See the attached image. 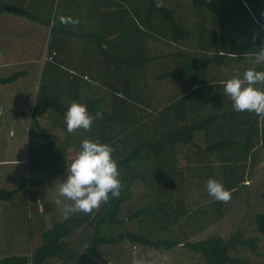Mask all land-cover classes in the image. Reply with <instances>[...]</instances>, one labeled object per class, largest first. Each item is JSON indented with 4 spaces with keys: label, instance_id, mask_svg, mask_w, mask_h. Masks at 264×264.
<instances>
[{
    "label": "trees",
    "instance_id": "obj_1",
    "mask_svg": "<svg viewBox=\"0 0 264 264\" xmlns=\"http://www.w3.org/2000/svg\"><path fill=\"white\" fill-rule=\"evenodd\" d=\"M38 1L0 3V14L26 17L50 29L46 49L54 55L51 61L44 62L46 65L41 72L46 79L39 81L48 88L38 90L29 114L30 131L37 130L39 141L48 149L46 165L53 168L52 177L62 174L68 163L73 162L85 139L109 145L114 149L112 155L120 172L122 191L118 199L110 198L92 214L54 219L41 233L37 246L30 245L29 252L23 255L4 256L0 264H49L53 259L61 264H95L96 261L109 264L101 247L122 242L162 253L182 245L201 256L204 264H250L240 250L253 251L259 236L264 237V210L253 216L254 229L259 236L245 238L243 230L237 228L227 238L209 234L198 240H187L184 235L186 238L181 243L172 236H156V233L176 226L182 217L188 219V224L193 222V233L221 224L237 189L247 188L244 183L251 177L262 145L264 119L255 113L235 111L228 96L218 109L220 102L211 103L213 99L206 94L216 84L222 83L225 87L227 80L222 78L243 79L249 68L237 63L247 55L257 57L258 51L264 48V0H189L194 12L190 20L186 18L188 15L184 16L185 22L179 14L181 9H177L179 3L168 6L164 0L161 3L157 0H88L98 8L104 5L114 20L122 21L118 26L115 23L106 35L97 18L98 30L92 27L81 33L80 29H71L60 21L52 22L49 17L37 15L32 9ZM83 2L86 5L77 11L88 18L91 4ZM111 4L115 7L108 8ZM70 8L71 5L69 11ZM71 11L74 12L73 8ZM119 11L126 13L127 22ZM81 25L88 27L85 22ZM193 35L197 37V49L189 51L180 47L192 41ZM151 39L167 51L158 52L150 44ZM174 46L182 50L168 51ZM260 63L262 67H254L252 61L249 66L254 67L252 70L264 71V61ZM24 73L15 71L0 76V84L16 81ZM148 76L155 81L170 79L174 86L173 99L159 114L145 90ZM260 85L264 90V84ZM101 88L105 94L101 93ZM73 102L86 105L93 116L98 111L103 114L102 119L94 120L90 132L83 129L73 134L67 132L65 115ZM139 108L147 111L143 123L129 114L130 110ZM53 116L56 129L51 125L48 129L42 128L39 119ZM68 134L73 144L67 141ZM199 134H203L204 144L196 141ZM34 162L40 160L34 156ZM189 177L201 180L199 188L203 196L210 199L191 215L183 201L184 184ZM43 178L29 175L15 189H0V201H8L21 191L29 193V189L44 181ZM138 178L148 187L157 188L156 206H143L121 219L118 216L121 204L132 200L129 187ZM210 179L221 182L231 191L229 203L217 202L209 195L206 184ZM261 198L264 202V191ZM197 213L202 219L197 218ZM136 218L139 223H145L142 229L121 230L123 223ZM188 224L183 221L181 227ZM33 230L34 226L30 233ZM76 231L81 240L71 245L68 238Z\"/></svg>",
    "mask_w": 264,
    "mask_h": 264
},
{
    "label": "rangeland",
    "instance_id": "obj_2",
    "mask_svg": "<svg viewBox=\"0 0 264 264\" xmlns=\"http://www.w3.org/2000/svg\"><path fill=\"white\" fill-rule=\"evenodd\" d=\"M1 1L2 0H0V3L13 2V1L1 2ZM84 1H86V3L91 4L88 6V8H90L91 10V11L88 10V18H86L85 14L78 13L77 11V10H81L86 5L83 2V0H39L37 6L33 8L32 11L35 12L37 15H40V16L43 15V16L49 17L52 22L60 21L59 20L60 16L72 17L73 19H78L80 23L76 25L75 28H73L72 25H67V26H69L71 29H76V30L80 29L81 33L91 30L92 27H93V30H98L96 27H99V26H95L96 16L94 18L92 16L96 15L94 11H100L102 9H106V7L104 8V5H100L98 8L97 5H94V6L92 5V3L94 2H90L88 0H84ZM164 1H165L164 3H166L168 6L179 3L180 7L177 9L178 11L181 9L179 13L181 16V20H183V22L186 21L185 20L186 18L190 20L191 12H194V11L190 5L189 0H164ZM157 2L161 3L163 2V0H157ZM69 5H71L70 9L72 10L73 8L74 12L71 10L69 11ZM113 7H115L114 4H111L110 6H108V8H113ZM126 8L128 9L127 6ZM84 11L87 12V8H85ZM185 11L187 12V14H185ZM90 14H92V16ZM184 16H186V18H184ZM15 17L19 19L18 16H15ZM21 18H24V17H21ZM83 22L87 23L88 27L82 26L81 24H83ZM48 31H50L49 27L47 28V34H46L47 41H48V37L50 33ZM11 33H13L14 35L16 34V38H19L22 34V33L19 34V32L17 31L15 33L14 31H11ZM35 36L37 37L35 38V41L28 40L26 42L25 39L23 41H24L25 46L27 48L31 47V50H33V52L36 54V49L39 45V42H41L40 40L41 33L39 34L36 33ZM21 37L23 38L25 36L22 35ZM196 42H197V37L196 35H193L192 41H190L189 43L186 42L183 44V46H180V47H182L183 49L189 48V51L190 49L195 50L197 49V47L195 46ZM30 43L33 46H31ZM150 44L155 46L158 52L161 50L164 52L167 51L165 47H163L160 43L156 42L153 39H151ZM46 48L47 46L45 47V44H44L43 50H42V56L40 60L41 63L39 64V61L38 63L36 62L34 63L33 61L32 67L36 68L35 71L27 69V71H29V74L25 78L20 80L18 83H15L14 85H8V84L1 85L0 84V98L3 101V104L1 106L3 107V105H6L5 106L6 108L4 109H14V105L18 104L17 102H14L16 100V97H14L15 94L16 95L20 94V97L24 100V97L26 98V96H29L27 95L28 88L31 90V93H30L31 96L34 95V93H36L37 90L34 88H31V83H33V79L35 78L36 74H37L36 82L38 81L39 83V81L46 79L45 77L46 75L41 72L46 65L44 62L42 63V57L44 56V52ZM75 49H77L76 46H75ZM171 49L172 50L169 49L168 51L175 52L178 50H182L179 48V46L177 47L174 46V48H171ZM77 53H79V51H76V54ZM256 59L257 57H253V55H247L246 57H242L241 61H239L237 64L240 67L247 65L246 67L249 69H252L255 66L262 67V63H256ZM251 61L254 67L249 66ZM16 70L18 69L16 68ZM11 71H13V69ZM0 73H5V70H3V68H0ZM224 74H226V70H224ZM257 87L258 89L263 90V85L257 84ZM38 89H39V86H38ZM145 90H147L148 95L151 96L153 105L158 108V111L156 112V114H159V111L161 110V108L167 105L171 101V99H173V95L175 92L174 86L172 82L170 81V79L168 80L160 79V80L155 81L154 79H151V77L149 76L147 80V87ZM101 93L105 94V90L102 88H101ZM23 102L26 103L27 101H23ZM32 103H33V100L31 98L30 104ZM105 107L107 108V106ZM29 108L31 110L30 106ZM144 113H147V111L144 112L140 108L138 109V111L132 109V111L130 110L129 112L131 116H133L135 119H139L140 120L139 122H142V123L143 121H145ZM2 115L3 116L2 118H0V120L3 121L4 124L2 125L3 127H0V137L6 136L5 132L7 130L13 129L14 125L16 124L14 123L15 121L13 120L12 113L8 114L6 112L5 114H2ZM148 117L150 116L147 114L146 119H148ZM59 118L63 119L60 116ZM53 119H54V116L51 119L50 118L45 119L42 123L43 128L48 129L50 128V125H51L52 129L55 130L56 124ZM142 123H138V124H142ZM23 124L24 126H26L25 125L26 123H23ZM4 125H5V131L3 130ZM122 136L123 134L121 135V137ZM202 136L203 134H199L196 137L197 139L195 138L198 143L202 141L201 140ZM66 137H67V141L70 144H73V140H71L70 135L68 134L66 135ZM28 139H31L32 143L37 142L36 139L34 140L32 131L30 132ZM260 139H261L262 145L260 147V152L256 157L255 165L252 167L251 177L249 179L245 177L246 179H248V181L244 183L246 184L245 186L247 188L237 189V194L233 198V201L229 204L230 207L227 210V214L225 215L224 219L222 220L223 222L221 224L217 223L213 225L212 227H210L209 229H206V230L203 229V231L198 230L195 233H193V229H192L193 222H189L188 224V219H186V217H182L180 221L181 220L185 221V223L188 224L186 225V227H181L183 226V221L181 222L179 221V223L176 226H171L169 230H166L165 232H162L159 234L156 233V236L158 235L159 236L162 235V237L172 236L173 239H177L179 242L182 243L185 240L183 238H186L184 237V235L187 236L186 238L187 240H198L201 238V236H205L209 234H219V235H222L224 238H227L231 233L235 232L237 228H240L243 230V234L245 238L249 236L258 235L254 229L253 216H254V213L264 210V202L261 198V193L264 191V136L260 137ZM32 145L33 146H30L31 148L30 155L28 153V155L30 156L29 168L27 167V171H23V175H24L23 177L26 180V178L29 175L32 177L44 176L43 178L44 181L39 186V189H41L42 194L47 197L48 202H50V200H54V199H51V197L55 198L56 200L57 195H58L57 192L55 191L56 182L57 181L63 182L64 180H66L67 175L59 174L58 176L52 177L51 174H52L53 168L46 165L48 149L43 146L41 141H39V144L37 146L35 145L36 147L34 146V144ZM3 146H6V144L3 143ZM0 153H1V149H0ZM34 156H36L37 161L40 160V162H34ZM144 175L146 178H148V175L146 173ZM21 177L15 176L14 179H20ZM8 180L12 181L10 178ZM201 183H202L201 180L193 179L191 177L187 178L185 181L184 189H183V201L188 211V214L190 213L192 214V212L195 210H200L201 208H203L202 204H204L206 200L207 201L210 200V199L209 200L207 199V196L206 198L205 196H203V190L199 188L201 187L200 186ZM129 190L132 193L131 195L133 197H132V200L128 199L121 204V208H120L119 215H118L121 219L124 218L126 215L130 214L131 212L137 209L143 208V206L146 207L147 205H150L152 208L156 206V200L158 199V196H159L157 188L148 187L143 182L142 179L138 178L137 180H135L132 183V185L129 187ZM24 202H25V199H24ZM64 202L67 204L69 202L71 204V201H64ZM5 203H6V207H8L9 210L11 211L9 222H7V226H6L8 231H5V233H7V236L10 238V240L14 238V241H11V242L14 243V248H15L16 253H20V252L21 254L28 253L29 248H28L27 233L30 229L32 230L33 222H34V218L30 216V211L28 212L27 205L29 203L25 204L26 203L25 202L24 203L25 205L23 206L22 205L23 201L20 199V197H17L16 199H11L10 201H7ZM2 206L4 205L0 203V216H1V212H3ZM23 208H25V211L23 210ZM45 208L53 209V206L52 205L50 206V203H48V205ZM196 216L197 218L199 217L198 219H202L201 214L197 213ZM45 217H47V220H46V224L43 227L49 226L51 219H53L50 215H46ZM55 217L56 216H54V219ZM60 217L62 216H59L58 219ZM142 218H145V216ZM137 220L138 219L136 218V219H133L132 221H127L123 223L120 226L121 230L123 229V230L134 231L140 228L142 229L145 226V223H142V222L139 223ZM143 220H146V218ZM1 223L2 222L0 220V224ZM197 225L199 226L198 223ZM1 231H2V228L0 229V255H1V252L4 250L5 246H8V248L10 247L9 246L10 243L8 242V239L7 240L3 239V236H5L4 235L5 233L3 234V232ZM79 240H81L79 231L74 232L68 238V241L70 242L71 245L74 243V241H79ZM34 241H35V236L33 238L32 245L35 243ZM134 246L135 245L129 244L128 242H122L117 245H105V246H102L101 249L104 254V259L108 261L109 264H133V259H135L137 262L142 259L144 261V264H204V261L201 256L189 251L188 249L184 248L182 245H179L173 249H170L166 251L165 253L156 251L153 248H144L140 246L134 247ZM80 251H83V248L80 247ZM240 254L247 257L250 261V264H264V237L259 236L253 251L249 249H242L240 250ZM49 264H61V263L58 259H53L50 261ZM95 264H102V263L96 261Z\"/></svg>",
    "mask_w": 264,
    "mask_h": 264
},
{
    "label": "crops",
    "instance_id": "obj_3",
    "mask_svg": "<svg viewBox=\"0 0 264 264\" xmlns=\"http://www.w3.org/2000/svg\"><path fill=\"white\" fill-rule=\"evenodd\" d=\"M8 1H14V0H2L1 2H8ZM26 1L28 2V0ZM110 12L111 11L108 9L107 10L102 9L97 12L98 13L97 15H94V17L96 16L98 20L97 21L98 25H102V27L104 28L103 29L104 31L102 30L104 35L110 32L111 27H113L115 23H116V26L122 23L121 20H118V21L114 20ZM118 14H121V11H119ZM125 14L126 13L122 12L121 15L124 17L125 21L127 22V19L125 18ZM15 16L17 15H13L11 13L0 14V39H1L0 41V68H3V70H5V73H0V76L4 77L15 71H24L25 73L23 76L19 77L16 81L7 83L8 85H14L15 83H18L20 80L25 78L29 74V71H27V69H30L33 71L36 70L35 67H32L33 61L34 63L35 62L38 63V61H39V64L41 63L40 60L42 56L43 46L45 44V47H46L47 46L46 44L48 42L46 40V34H47L48 27L39 24L37 21L29 20L26 17H24L26 18L24 19V18H21V16H18L19 17L18 19ZM11 31H14V33L17 31L19 32V34L22 33L21 36L23 35L25 37L22 38L20 36L19 38H16V34L14 35L13 33H11ZM36 33L37 34L41 33V36H40L41 42H39V45L36 49V54H35L33 50H31V47L27 48L25 46L23 40L25 39L26 42L28 40L35 41V38H37L35 36ZM30 45L33 46L31 43ZM89 57L87 56V58ZM16 68L18 70H16ZM12 69L13 71H11ZM229 79L231 78H228V77L226 79L222 78V80H229ZM36 80H37V74L35 78L33 79V83H31V88H34L37 90L36 93H34V95L32 96L30 95L31 90L29 88L27 89V95L29 96H26V98L24 97V100L20 97V94L14 95V97H16V100L14 102L18 103L14 105V109H4L6 108L5 107L6 105H3V107L1 106L3 104V101L0 98V118H2L3 116L2 114H5L6 112L8 114L12 113L13 120L15 121L14 123H16L13 129L7 130L5 132L6 136L0 137V140H1L0 141V149H1L0 189H3V190L15 189L21 182L25 180L23 177L24 176L23 171H27V167L29 168V161H30L29 155H30V149H31L30 146H33L32 144H34V146L35 145L37 146L39 144L40 134L37 133L38 132L37 130H32V135L34 137V140L36 139L37 142L32 143L31 139H28L29 134L31 132L30 131L31 125L29 124L30 123L29 114L31 113L33 105L35 103L37 92L39 89H41L40 88L41 84H39L38 81L36 82ZM221 84L222 83H220V85H217V84L214 85V88L211 89L206 94L207 98H210V100L213 99L211 103L214 102L216 105L218 104V102H220L219 106H217L218 109L225 102V98L227 97L224 91L225 87H223ZM1 85H5V84H1ZM38 86H39V89H38ZM46 86L48 88V85ZM47 88H44V89H47ZM31 98L33 100L32 104H30ZM205 99L206 98L204 97V102H206ZM23 101H27V102L24 103ZM29 106L31 107V110ZM198 108H200V105L198 106ZM24 114H26L27 116L25 117ZM20 117L22 120L20 119ZM45 119L47 118L43 117L39 119V123L42 128H43L42 123ZM23 123H26L25 124L26 126H24ZM3 124L4 122L0 120V127H3L2 126ZM3 130L5 131V125H4ZM201 140L202 141H200V143L204 144L203 136L201 137ZM3 143H5L6 146H3ZM70 165L71 163H68L66 170H64L62 174L68 175L67 170L70 167ZM15 176L21 177V178L14 179ZM9 178L15 183H13L12 181H9L8 180ZM39 186L29 189L30 194L28 192L21 191V192H18L13 198H11V199H16L17 197H20V199L23 201L22 203L23 206L29 202V204L27 205V208H28V212L30 211V216L34 218V222H33L34 230L32 233H30V230L27 233L28 247L30 246V243L32 245V241H33L32 234H34L35 236V241H34L35 243L32 246L35 247L39 244L41 240V233L45 229L51 226V223L54 220V216H56L55 219H58L59 216L63 217L62 209L57 207V205L54 203L55 198L51 197V199H54V200H50V202H48L47 197L42 194V191L41 189H39ZM24 199L26 203L24 202ZM5 202L7 201H0V203L4 205L2 206L3 212H1V216H0L1 217L0 220L2 222L0 224V229L2 228L1 232H3V234L5 233V231H8L6 226H7V222H9L10 213H11L9 208L6 207ZM48 203H50V206L51 205L53 206V209L45 208L48 205ZM68 204L70 203L68 202ZM23 210L25 211V208H23ZM46 215H50L53 219H51L49 226L43 227L46 224V220H47V217H45ZM4 235L5 236H3V239L5 240L8 239V242L10 243L9 244L10 247L8 248V246H5L4 250L1 252L0 259L7 255H13V254L23 255L21 254V252L16 253L15 248H14V243L11 242V241H14V238L10 240V238L7 236V233H5Z\"/></svg>",
    "mask_w": 264,
    "mask_h": 264
},
{
    "label": "clouds",
    "instance_id": "obj_4",
    "mask_svg": "<svg viewBox=\"0 0 264 264\" xmlns=\"http://www.w3.org/2000/svg\"><path fill=\"white\" fill-rule=\"evenodd\" d=\"M59 20L64 25L75 28L80 23L78 19L60 16ZM264 61V48L257 53L256 63ZM225 83V94L233 101V109L237 112L255 113L264 119V90L254 87L264 84V71L249 69L245 71L243 79L232 78ZM103 114L97 112L91 115L86 105L73 102L65 115L67 132L73 134L81 129L91 131L94 120L102 119ZM82 150L75 157L68 168L67 178L63 182L57 181L55 191L57 199L54 203L62 209L63 218L68 219L74 214H92L110 198H119L122 191L120 172L115 159L114 149L99 141L85 139L81 145ZM207 192L217 202L229 203L232 193L226 190L223 184L215 179H210L206 184ZM63 198V199H61ZM71 201L67 204L64 201ZM133 264H144L136 261Z\"/></svg>",
    "mask_w": 264,
    "mask_h": 264
},
{
    "label": "built area",
    "instance_id": "obj_5",
    "mask_svg": "<svg viewBox=\"0 0 264 264\" xmlns=\"http://www.w3.org/2000/svg\"><path fill=\"white\" fill-rule=\"evenodd\" d=\"M53 55H54V53L49 54L47 52V49H46L45 52H44V56L42 57V63L45 62V61H47V60H50L51 61ZM84 78H86V76H84Z\"/></svg>",
    "mask_w": 264,
    "mask_h": 264
},
{
    "label": "water",
    "instance_id": "obj_6",
    "mask_svg": "<svg viewBox=\"0 0 264 264\" xmlns=\"http://www.w3.org/2000/svg\"><path fill=\"white\" fill-rule=\"evenodd\" d=\"M40 88H41V89H44V88H47V86H46V85H41Z\"/></svg>",
    "mask_w": 264,
    "mask_h": 264
}]
</instances>
